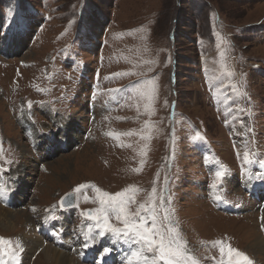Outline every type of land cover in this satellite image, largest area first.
Here are the masks:
<instances>
[{
  "label": "rangeland",
  "instance_id": "rangeland-1",
  "mask_svg": "<svg viewBox=\"0 0 264 264\" xmlns=\"http://www.w3.org/2000/svg\"><path fill=\"white\" fill-rule=\"evenodd\" d=\"M147 81L156 89L151 115L135 91L151 87ZM146 121L150 140L142 138ZM129 130L135 134H106ZM196 131L203 140L191 139ZM0 141V182L21 203L4 207L14 226L0 221V237L13 247L21 242L18 264H57L42 245L27 249L17 236L41 225L51 234L53 220L45 217L53 215L78 245L71 254L90 263L80 256L92 248H82L92 223L82 213L98 206L94 189L83 190L68 212L59 205L77 185L109 193L135 185L143 201L154 183L171 197L172 219L201 264H218L219 249L208 243L216 240L264 264L251 247L263 237L264 207L255 212L246 186L264 182L248 177L264 172V0H0ZM53 144L64 147L49 155ZM245 145L256 153L248 173L241 168ZM220 165L228 173L218 194L239 202L238 216L210 200ZM98 242V256L110 246L122 264L126 244L109 235Z\"/></svg>",
  "mask_w": 264,
  "mask_h": 264
},
{
  "label": "snow or ice",
  "instance_id": "snow-or-ice-1",
  "mask_svg": "<svg viewBox=\"0 0 264 264\" xmlns=\"http://www.w3.org/2000/svg\"><path fill=\"white\" fill-rule=\"evenodd\" d=\"M123 74L127 75L130 73ZM232 74L231 71L228 72L229 76ZM146 83L152 86L149 88L140 87L135 91L140 99L147 101L144 104V108L151 115L154 112L153 103L156 98V89L152 81H147ZM38 90L44 91V89ZM233 90L238 91L235 85H233ZM31 103V101L28 102L29 107H31ZM137 107L139 110V105ZM237 111L246 110L238 107ZM225 122L227 123L228 121ZM145 128L149 131L147 135H142V138L150 140L152 122L146 121ZM106 134L118 138L120 135H133L135 133L134 130H129L126 133L108 132ZM191 139L203 140L204 137L199 131H196ZM120 146L123 147L124 145L121 144ZM146 152L147 145L141 149V155L146 156ZM2 156L3 148L2 141H0V157ZM237 156L238 158L241 156L239 151L237 152ZM255 159L256 153L251 152L245 145L242 154V172L248 173L246 166L253 164ZM6 162L11 163V161ZM140 163L143 165L144 160L142 159ZM140 170L141 168L135 169L137 172ZM227 173L228 169L224 165H220L214 171V178L209 187L211 189L210 195L215 200L222 199L218 192ZM248 177L249 179L264 180V172H256L254 175L248 173ZM165 180L167 181V177H165ZM89 186L95 191V197L93 199L98 206L85 210L82 213L83 216L92 221L87 226V231L82 232L84 236L82 248L87 249L92 247L96 243L97 236L105 237L109 235L113 243L122 242L128 245L127 250L123 252L122 264H201L200 259L191 252L188 247V242L182 237L177 224L172 219V212L174 210L169 207L171 197L169 196L166 199L162 193H158L155 183L151 191L147 194V198L143 201H137V194L143 190L135 185H129L120 192L109 193L95 185L81 184L77 185L76 188L61 198L60 206H71L73 200L78 199L79 194ZM6 190V187L0 186V197L5 195ZM84 199L88 201L90 198L85 195ZM133 205H135L134 211L132 210ZM49 218L57 219L54 215L45 217L46 220ZM113 220H115V223ZM83 227L84 225L82 223L81 228L83 229ZM208 243L219 249L220 260L218 264H254L246 253L232 248L230 244H226L223 240ZM17 249L23 251L19 240L15 242V247H13V242L10 239L0 237V264H9V259L17 261L18 264L19 254ZM113 251V247H103L94 264H101L102 261L106 264L105 257Z\"/></svg>",
  "mask_w": 264,
  "mask_h": 264
},
{
  "label": "bare ground",
  "instance_id": "bare-ground-1",
  "mask_svg": "<svg viewBox=\"0 0 264 264\" xmlns=\"http://www.w3.org/2000/svg\"><path fill=\"white\" fill-rule=\"evenodd\" d=\"M17 111V110H16ZM74 122L72 121H69V127L70 129H72L71 127L74 125L73 124ZM61 130H64V128H61ZM73 132V131H72ZM59 143V142H58ZM62 145V144H60ZM59 145V146H60ZM2 178V177H1ZM4 184V183H3ZM28 187V184L23 182L22 184V189H24L25 187ZM22 191V190H21ZM23 193V192H22ZM9 195V194H6L5 192V195ZM10 197H5V203L8 205V204H11L13 205L14 203H17L18 200H16V197H13L11 195H9ZM14 198V199H13ZM6 204H3V208L1 207V209L3 210V213L1 212L0 214V221H1V224H5L7 227H11V226H14V221H12V219H8L7 220V217L9 214H13L12 211H9L7 209H10V207H8ZM223 206L225 204H222ZM7 209H5V208ZM72 208H68V209H65L64 211L68 212L70 211ZM252 209V208H251ZM255 210V209H254ZM253 216V215H251ZM30 218V217H29ZM39 219V218H38ZM43 225H45L44 223H42ZM4 225V226H5ZM30 225H27V227H29ZM47 224L45 225V228H47ZM25 227V228H27ZM28 229H32L33 230V233L29 232L27 229H25V231L19 233L17 236H19L20 240L24 243V247L27 248V249H32L34 246H38V248H42V246L44 247V251L43 253L46 255V258L48 260H53L55 263L57 264H94V262L98 259L99 256H91L92 257V263H86V262H82L80 259H76L74 257V255H72V249H76V247H78V245L75 243V245H71V244H68L65 248V250H62L61 248H58L56 245H53V244H49L47 242L46 239H44L42 236H51V234H49L47 231H43V228H42V225L40 227V229H35L34 230V227H29ZM40 233V235L37 234ZM42 240H41V239ZM99 239V237H98ZM98 239L96 240V243L94 244L95 247L99 248V246H101V242H98ZM109 239V238H108ZM41 241V243H40ZM109 241V240H108ZM111 241V239H110ZM81 242V241H80ZM97 243H99L100 245L98 246ZM109 243V242H108ZM113 243V242H112ZM110 244V243H109ZM42 245V246H41ZM125 246V245H124ZM128 246V245H127ZM105 247V246H104ZM110 247V246H108ZM251 247H255L259 252V254H262L264 255V238L262 236H257L255 237L252 242H251ZM117 248V247H116ZM93 249V246L91 249L89 250H86L83 254H81L80 256L82 257L84 254L88 253L89 254H94L93 252H91ZM96 250V249H95ZM80 251V246L79 248L77 249V253ZM115 252H118V250H116ZM52 253H56L55 256H51ZM99 253V252H98ZM71 255V256H70ZM122 255V254H121ZM73 256V257H72ZM118 259V258H117ZM116 259V260H117ZM76 260V262H75ZM83 260V259H82ZM86 261V260H85ZM119 261V259H118ZM109 264H115V258L113 257L112 260H110Z\"/></svg>",
  "mask_w": 264,
  "mask_h": 264
},
{
  "label": "water",
  "instance_id": "water-1",
  "mask_svg": "<svg viewBox=\"0 0 264 264\" xmlns=\"http://www.w3.org/2000/svg\"><path fill=\"white\" fill-rule=\"evenodd\" d=\"M69 192H71V191H69ZM69 192H67V193H69ZM65 196V195H64ZM61 202V201H60ZM75 202H76V199L75 200H73V203H72V205L71 206H65L64 208H67V207H72V206H74L75 205ZM88 210V209H87Z\"/></svg>",
  "mask_w": 264,
  "mask_h": 264
}]
</instances>
